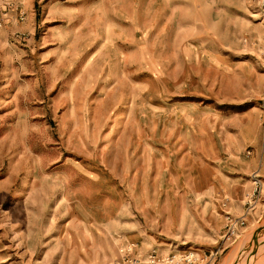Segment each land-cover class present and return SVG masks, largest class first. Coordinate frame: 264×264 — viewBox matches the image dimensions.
<instances>
[{
	"label": "rangeland",
	"instance_id": "rangeland-1",
	"mask_svg": "<svg viewBox=\"0 0 264 264\" xmlns=\"http://www.w3.org/2000/svg\"><path fill=\"white\" fill-rule=\"evenodd\" d=\"M263 49L264 0H0V264H264Z\"/></svg>",
	"mask_w": 264,
	"mask_h": 264
},
{
	"label": "built area",
	"instance_id": "built-area-1",
	"mask_svg": "<svg viewBox=\"0 0 264 264\" xmlns=\"http://www.w3.org/2000/svg\"><path fill=\"white\" fill-rule=\"evenodd\" d=\"M23 20V18H21ZM264 60V49L262 51ZM254 188L249 191L243 200L244 213L240 217L233 215L231 211L227 212L226 239L236 237L239 232L246 227L247 217L256 211L263 194V185L257 177H254ZM228 200V199H226ZM229 202V201H228ZM223 207L227 208L229 203ZM219 254V250L212 252L208 264ZM120 258L116 264H199V255L194 252L160 254L157 249L149 250L145 255L138 252V245L134 243L122 244L119 247Z\"/></svg>",
	"mask_w": 264,
	"mask_h": 264
},
{
	"label": "bare ground",
	"instance_id": "bare-ground-1",
	"mask_svg": "<svg viewBox=\"0 0 264 264\" xmlns=\"http://www.w3.org/2000/svg\"><path fill=\"white\" fill-rule=\"evenodd\" d=\"M235 260H236V259H235ZM235 260H234V261H235Z\"/></svg>",
	"mask_w": 264,
	"mask_h": 264
}]
</instances>
